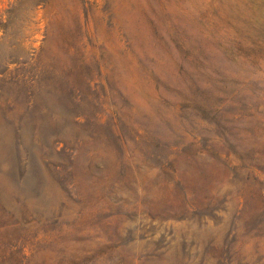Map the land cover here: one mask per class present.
<instances>
[{
  "label": "rangeland",
  "instance_id": "374dc122",
  "mask_svg": "<svg viewBox=\"0 0 264 264\" xmlns=\"http://www.w3.org/2000/svg\"><path fill=\"white\" fill-rule=\"evenodd\" d=\"M0 264H264V0H0Z\"/></svg>",
  "mask_w": 264,
  "mask_h": 264
}]
</instances>
